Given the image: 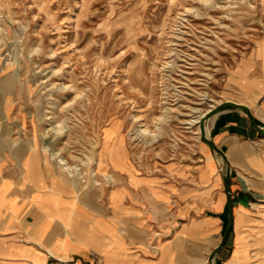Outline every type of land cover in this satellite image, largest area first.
Wrapping results in <instances>:
<instances>
[{
	"label": "rangeland",
	"instance_id": "1",
	"mask_svg": "<svg viewBox=\"0 0 264 264\" xmlns=\"http://www.w3.org/2000/svg\"><path fill=\"white\" fill-rule=\"evenodd\" d=\"M256 52L264 0H0V67L25 128L82 189L118 185L110 164L150 173L193 158L203 116ZM248 238L264 243V225L239 232L238 256Z\"/></svg>",
	"mask_w": 264,
	"mask_h": 264
},
{
	"label": "crops",
	"instance_id": "2",
	"mask_svg": "<svg viewBox=\"0 0 264 264\" xmlns=\"http://www.w3.org/2000/svg\"><path fill=\"white\" fill-rule=\"evenodd\" d=\"M242 76L264 85V53L203 116L193 158L150 173L108 162L119 183L94 190L28 133L0 67V264H264V243L235 251L264 225V90L254 98Z\"/></svg>",
	"mask_w": 264,
	"mask_h": 264
},
{
	"label": "bare ground",
	"instance_id": "3",
	"mask_svg": "<svg viewBox=\"0 0 264 264\" xmlns=\"http://www.w3.org/2000/svg\"><path fill=\"white\" fill-rule=\"evenodd\" d=\"M7 64V63H6ZM247 77L246 76H242V78H240L241 79V82H242V84L243 85H245V87H246V89L247 90H249V88H247L248 86H250L249 84V82L248 81H245V79H246ZM243 80V81H242ZM253 83H254V88L250 91V93H252V95L254 96V98H257L258 97V95H260V93L264 90L261 86H260V83H259V81L258 80H254L253 79V81H252ZM53 97V96H52ZM59 97V96H58ZM62 99V98H61ZM58 102V101H57ZM55 103V102H54ZM55 105V104H54ZM209 107V106H208ZM202 111V110H201ZM195 114V113H194ZM193 114V115H194ZM201 117V116H200ZM49 118H51V116L49 117ZM52 119H53V117H52ZM59 119V118H58ZM163 119V118H162ZM168 119V118H167ZM196 119V118H195ZM191 121V120H190ZM54 123H55V129L58 131V133L60 132L61 133V131H62V129H63V127H62V125H61V123H59L58 122V120H56V119H54V121H53ZM192 122V121H191ZM194 122V121H193ZM66 124V123H65ZM53 127V126H52ZM50 128V127H49ZM45 131V130H44ZM57 133V134H58ZM60 135V134H59ZM100 145V144H99ZM53 153H52V156H57V154L59 153V151H57V152H55V151H52ZM57 159L59 160V163H61L60 165H62L63 164V168L66 170V169H68V171L70 172V174H72V175H74V174H78L79 172H74V168L72 169V167H71V165L68 163V161L64 158V157H61L60 155L59 156H57ZM117 160V159H116ZM103 161V160H102ZM97 162H98V160H97ZM119 164V163H118ZM62 167V166H61ZM85 167V166H84ZM97 167V166H96ZM81 170V169H80ZM67 171V172H68ZM81 172V171H80ZM82 173V172H81ZM80 174V173H79ZM87 181V180H86ZM114 181V180H113ZM85 182V181H84ZM94 182H96V181H94ZM85 186V185H84ZM88 186V185H87ZM241 235V234H240ZM254 235V234H253ZM241 237V236H240ZM241 239V238H240ZM245 241H247V240H245ZM248 244V243H247Z\"/></svg>",
	"mask_w": 264,
	"mask_h": 264
},
{
	"label": "built area",
	"instance_id": "4",
	"mask_svg": "<svg viewBox=\"0 0 264 264\" xmlns=\"http://www.w3.org/2000/svg\"><path fill=\"white\" fill-rule=\"evenodd\" d=\"M59 264H79L75 261H69V260H62L59 262ZM212 264H214V262H212Z\"/></svg>",
	"mask_w": 264,
	"mask_h": 264
}]
</instances>
